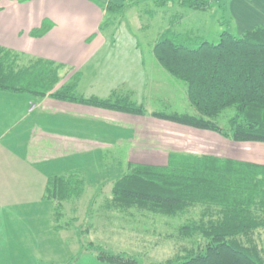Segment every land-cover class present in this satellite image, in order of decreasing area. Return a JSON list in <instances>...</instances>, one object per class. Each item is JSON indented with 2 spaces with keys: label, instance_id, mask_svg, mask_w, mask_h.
Masks as SVG:
<instances>
[{
  "label": "crops",
  "instance_id": "0c3cea01",
  "mask_svg": "<svg viewBox=\"0 0 264 264\" xmlns=\"http://www.w3.org/2000/svg\"><path fill=\"white\" fill-rule=\"evenodd\" d=\"M134 1L0 0V77L5 69L8 71L5 80L0 78V85L14 71L37 77L52 88L44 98L0 89V264H67L78 248L82 250L70 228L56 223L54 206L45 198L46 187L51 178L65 175L61 170L66 159L91 145L100 146L96 142L99 122L106 119L100 110L58 101L51 94L75 76L80 97L108 99L115 92L131 100L137 95L144 101L148 75H161L162 67L153 50L156 63H144L140 44L129 45L134 36L128 33L121 40L114 29L121 25L125 10ZM109 5L125 7L114 16L116 21L111 22L109 31L106 27L101 30ZM230 10L241 34L264 25V0H234ZM111 58L116 59L115 65H108L106 60ZM136 104L144 107L145 102ZM148 124L155 130L144 126L136 139L134 133L128 138L129 154L187 153L186 148L179 147L178 134L186 140L190 131L207 133L155 118ZM138 134L142 141H138ZM147 138L154 140L143 141ZM213 155L242 159L240 155ZM129 162L118 169L127 168ZM23 219L27 224L18 225L26 222Z\"/></svg>",
  "mask_w": 264,
  "mask_h": 264
},
{
  "label": "trees",
  "instance_id": "16d2710c",
  "mask_svg": "<svg viewBox=\"0 0 264 264\" xmlns=\"http://www.w3.org/2000/svg\"><path fill=\"white\" fill-rule=\"evenodd\" d=\"M174 1L183 9L201 12L210 11L215 4L221 6L213 0ZM166 3L168 0H163L161 5ZM124 7L107 6L101 30L115 23L114 16ZM152 50L159 65L187 86L195 110L194 115L156 112L150 114L152 118L264 149V25L241 36L226 31L217 44L169 29L158 36ZM77 81L74 77L51 97L128 115L148 114L129 96L115 92L108 99L80 97ZM0 89L38 98L52 91L39 78L14 71ZM228 110L234 115L223 128L218 120ZM84 192L85 181L75 172L48 181L45 198L54 206L58 225L71 226L62 222L64 207ZM108 200L109 211L172 219L190 217L178 234L192 247H184L163 264H264V162L170 152L165 164L129 162L114 182ZM95 251L96 259L103 263L138 264L131 257L101 248Z\"/></svg>",
  "mask_w": 264,
  "mask_h": 264
},
{
  "label": "rangeland",
  "instance_id": "374dc122",
  "mask_svg": "<svg viewBox=\"0 0 264 264\" xmlns=\"http://www.w3.org/2000/svg\"><path fill=\"white\" fill-rule=\"evenodd\" d=\"M162 1L135 0L134 5L125 10L121 25L114 27L115 33L120 35L121 40L128 37V33L134 36V42L132 40L129 45L136 47L140 44L138 48L144 54V63L149 61L156 63L151 55V46L163 30L165 32L172 29L177 34L189 35L213 44L219 43L221 35L226 31L235 36L242 35L238 22L230 10V3L234 0H213L221 6L215 4V7L207 12L183 10L174 0H168V3L161 5ZM106 29L109 31V26ZM106 61L108 65H115L116 59L111 58ZM7 72L6 69L2 72L1 80H5ZM161 73V75L155 74L150 77L148 75L149 81L145 87L144 101L137 95L132 99L139 104L145 102L144 108L147 115L140 118L132 115L134 117L129 118V116H123L124 113L93 107L102 111L100 113H104L103 118L106 119L99 122V139L96 142L100 146L91 145L89 149H84L76 157L66 159V167L61 170V174L75 172L85 181L84 194L76 202L66 204L63 210L65 218L62 222L71 224L68 228L74 233L76 242L82 245V250L78 248L67 264H108L96 259L95 249L98 248L111 254L131 257L138 264H163L175 257L178 252L183 251L184 247H192L188 240L182 239L178 234L179 227L190 217L172 219L147 213L127 214L106 209L114 182L126 171L125 165L121 167L123 170L118 169L119 164L130 161L159 165L164 163L163 158L167 156L143 151L129 154L130 148L126 142L130 135L134 133L136 139L137 133H142L144 126H149L148 131L155 130V127L148 124L152 119L150 114L153 111L195 114L188 98L187 86L162 68ZM233 115L232 110L226 111L218 120L220 126L228 127ZM188 133L186 140H183L181 133L178 134L179 147L186 148V152L240 155L242 159L249 158L264 162V150L250 151L251 146H247L250 144L231 142L214 133L200 134L192 131ZM153 140V138L143 139L146 142H153ZM138 141H142L140 135ZM192 217L196 219L197 213ZM23 220L26 221V219ZM17 224L26 225L27 221Z\"/></svg>",
  "mask_w": 264,
  "mask_h": 264
}]
</instances>
